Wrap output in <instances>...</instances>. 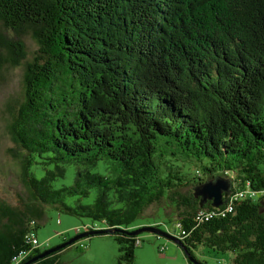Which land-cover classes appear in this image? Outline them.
<instances>
[{"label":"trees","instance_id":"1","mask_svg":"<svg viewBox=\"0 0 264 264\" xmlns=\"http://www.w3.org/2000/svg\"><path fill=\"white\" fill-rule=\"evenodd\" d=\"M14 67L26 196L0 199V264H66L75 242L33 260L55 247L37 235L48 208L91 219L78 234L124 230L117 264H135L126 231L161 228L132 226L154 204L191 264L199 246L264 264V0H0V73ZM216 177L227 201L201 205Z\"/></svg>","mask_w":264,"mask_h":264},{"label":"rangeland","instance_id":"2","mask_svg":"<svg viewBox=\"0 0 264 264\" xmlns=\"http://www.w3.org/2000/svg\"><path fill=\"white\" fill-rule=\"evenodd\" d=\"M25 39L30 48L27 36ZM22 72V68L14 67L0 73V199L11 203L15 202L19 194L26 196L20 179V165L10 158L7 151L13 145L9 132L12 107L16 101L21 100L23 94ZM158 210L159 205L150 206L146 210V215L150 216L138 218L132 226L160 223V231H168L178 236L180 228L176 221L170 220L163 208ZM47 216L48 220L37 230L42 248L61 244L66 237H73L84 231V225L92 223L91 219L61 213L53 208H48ZM100 227L105 228L101 223ZM139 238L142 242L136 248L135 264H191L183 250L172 240L158 236L152 231L142 232ZM194 253L197 259L207 264H233L232 254L229 252H216L208 247L199 246ZM119 255V243L115 236L105 234L75 241L61 252V259L66 264H117Z\"/></svg>","mask_w":264,"mask_h":264},{"label":"water","instance_id":"3","mask_svg":"<svg viewBox=\"0 0 264 264\" xmlns=\"http://www.w3.org/2000/svg\"><path fill=\"white\" fill-rule=\"evenodd\" d=\"M231 191V181L227 178H223V177H216L214 179H209L203 183H201L200 185L195 187V195L197 197L201 198V205H203L204 203H206L207 201H212V205L215 207H219L220 205H222L225 201H227L228 195ZM117 231H124L120 228H103V229H96V230H92V231H88V232H83L80 234L75 235L74 237L70 238L69 240L65 241L64 243H61L49 250H46L45 252H43L42 254H40L39 256H36L33 260L38 259L39 257H42L46 254H49L51 252H54L56 250H59L63 247H66L68 245H71L72 243H74L75 241L87 237V236H98V235H103V234H112L114 232ZM145 231H152L154 233L157 234H162L163 236H166L168 238H170L171 240L175 241L177 244H180V240L177 239L176 236H173L171 234H168L166 232L160 231L158 228L156 227H151V226H145V227H141L138 228L136 230L133 231H126L127 233L131 234V235H139L142 232ZM185 249V248H184ZM185 253L186 255L189 257V259L191 260L192 263L194 264H202L201 262H199L188 250L185 249Z\"/></svg>","mask_w":264,"mask_h":264},{"label":"built area","instance_id":"4","mask_svg":"<svg viewBox=\"0 0 264 264\" xmlns=\"http://www.w3.org/2000/svg\"><path fill=\"white\" fill-rule=\"evenodd\" d=\"M36 241V240H35Z\"/></svg>","mask_w":264,"mask_h":264}]
</instances>
